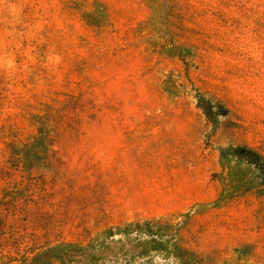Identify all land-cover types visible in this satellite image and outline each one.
I'll list each match as a JSON object with an SVG mask.
<instances>
[{
	"label": "rangeland",
	"instance_id": "1",
	"mask_svg": "<svg viewBox=\"0 0 264 264\" xmlns=\"http://www.w3.org/2000/svg\"><path fill=\"white\" fill-rule=\"evenodd\" d=\"M0 264H264V0H0Z\"/></svg>",
	"mask_w": 264,
	"mask_h": 264
}]
</instances>
